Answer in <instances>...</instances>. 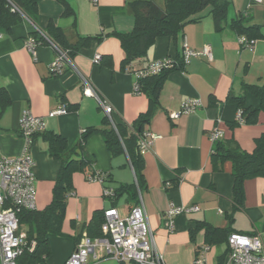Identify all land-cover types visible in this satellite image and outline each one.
I'll return each instance as SVG.
<instances>
[{
	"label": "crops",
	"instance_id": "crops-1",
	"mask_svg": "<svg viewBox=\"0 0 264 264\" xmlns=\"http://www.w3.org/2000/svg\"><path fill=\"white\" fill-rule=\"evenodd\" d=\"M133 0H39L34 18L39 29L49 32L58 28L69 44L81 37L92 38L89 46L81 48L67 64L61 76L54 77L50 65L56 51L44 43L36 57L25 47L33 37V26L20 21L8 30L0 26V85L5 87L11 104L0 113V159L16 158L27 149L20 131V119L30 110L45 122V131L36 136L30 153L35 161L37 211L52 201L53 188L61 163L49 153L48 135L67 139L70 148L79 143L82 133L101 128L106 117L100 102L84 93L82 79L91 82L102 102L113 108L112 119L117 124H131L150 107L149 97L134 91L135 72L151 63L171 59L182 61L184 45L196 51L209 46L212 60L194 57L190 63L172 70L164 83L160 104L146 130L161 136L144 154L143 205L153 231L156 251L166 264H196L203 247L206 264H223L228 243H209L208 227L245 235L260 234L264 243V177L244 182V201L236 207L234 197V165L230 160L218 165L212 162L214 130L223 133L222 142L235 141L241 149L253 152L256 139L264 133V112L257 123L238 125V105L230 98H245L247 106L258 108L260 100L245 88L264 85V38L257 39L253 49L243 48L238 35L227 27L218 32L211 17L200 23L188 24L176 37H159L145 58L124 69L125 58L119 35L135 27V18L128 8ZM229 21L241 13L250 24L259 25L264 35V0H231ZM71 15H65V5ZM164 4L163 3L161 5ZM102 57L95 63V57ZM200 99L202 107L190 115L171 120L169 115L179 111L187 99ZM67 112L51 116L59 107ZM85 154L95 163L85 172L72 177L66 198L64 219L59 234L47 235L51 254L46 264H64L85 237L100 234L96 216L115 208L126 218L139 202L136 190L118 191L136 184L135 172L125 153L113 155L100 133L91 134L85 143ZM80 159V157L78 158ZM106 175L103 183L91 182L87 175ZM105 188L116 195L105 198ZM192 207L198 211L169 218L171 205ZM30 225L21 227L27 233ZM230 234V235H231ZM98 259L90 257L89 264H121L107 258L102 249Z\"/></svg>",
	"mask_w": 264,
	"mask_h": 264
},
{
	"label": "trees",
	"instance_id": "trees-1",
	"mask_svg": "<svg viewBox=\"0 0 264 264\" xmlns=\"http://www.w3.org/2000/svg\"><path fill=\"white\" fill-rule=\"evenodd\" d=\"M254 1V0H253ZM39 0H0V26L11 29L12 25L20 21H26L21 13L35 24L34 18L37 14ZM65 5V15H71L70 9ZM232 6L231 0H164L161 5L155 0H133L128 3L132 15L135 18V27L132 32L119 35L121 46L125 53L122 62L123 68L128 69L132 63L147 56L149 49L159 37L176 38L180 36L188 24L200 23L205 18L211 17L215 29L218 32L229 27L238 37L246 36L250 40L264 38L259 25L250 24L248 17L241 13L229 21V10ZM36 25V24H35ZM37 26V25H36ZM47 37L61 50L73 56L81 48L89 46L92 38H79L74 44L67 42L66 35L58 28H51L49 32L43 31ZM33 37H38V32H33ZM43 44L45 41L40 40ZM184 66L181 61L178 66L165 69L160 74L142 78L139 83L141 93L146 94L150 100L149 110L141 114L131 124H117L105 117L101 128H92L82 133L81 139L75 148H70L67 139L60 135H48L50 156L60 161L61 166L57 180L53 188L51 203L42 211L24 210L19 214L20 226L30 225L27 230L29 242L36 241L37 246L33 253L26 251L18 260V264H46L51 250L47 235L49 233L59 234L61 223L64 219L66 209V198L71 190L72 177L76 172L90 170L95 161L85 154V143L93 133H100L105 139L107 148L113 155L125 153L135 172L136 184L121 188V191L135 189L141 192L144 187V161L138 148V140L151 122L153 115L161 106L160 97L168 74L175 69ZM261 102L258 108L246 105L245 98H230L242 111L244 124L258 122L259 114L264 112V85L249 86L245 88ZM11 104L8 91L0 85V113ZM236 123L240 125L237 120ZM80 157V159H78ZM212 162L218 165L230 160L234 165V203L240 207L244 201V182L256 177H264V133L256 139L253 152H246L235 142H222V139L214 143ZM99 229L103 220L102 216H96ZM231 234V233H230ZM227 233L224 230L208 227L206 238L209 243L226 240ZM101 236L100 234L96 237ZM228 252V250H227ZM227 256V255H226Z\"/></svg>",
	"mask_w": 264,
	"mask_h": 264
},
{
	"label": "built area",
	"instance_id": "built-area-1",
	"mask_svg": "<svg viewBox=\"0 0 264 264\" xmlns=\"http://www.w3.org/2000/svg\"><path fill=\"white\" fill-rule=\"evenodd\" d=\"M97 4L99 0H86ZM260 3L262 0H254ZM22 17L38 32V37H29L25 47L36 57L37 49L43 43H48L55 51L56 58L50 65L51 75L61 76L67 64L72 63L68 52L57 47L47 35L34 23L25 17L17 8ZM238 41L243 48L253 49L256 40H250L246 36H239ZM206 56L212 60V52L209 46L202 51H196L187 44L184 45L182 62L183 65L190 63L194 57ZM102 57L97 55L95 63H101ZM178 66L176 61L164 59L151 63L146 69L135 72L134 91L141 94L139 81L142 78L155 76L165 69ZM84 93L87 97L96 98L104 109L106 117L112 119L113 108L102 102L99 94L90 81L83 78ZM202 107L200 99H187L181 105L179 111L170 113L171 120H178L183 115H190ZM67 112L65 106L59 107L51 113V116L62 115ZM237 122L244 124L242 111L238 110ZM20 131L27 141V149L16 158L0 159V262L1 264H18L19 258L26 252L33 253L36 249V241L29 242L27 233L21 229L19 214L24 211L37 210L36 199V178L35 161L30 153V145L33 139L45 131V122L42 118L35 116L30 110L23 112L20 119ZM161 136L145 130L138 140V148L141 154L149 151L155 140ZM211 141L216 143L223 139L220 130H214L210 135ZM91 182L103 183L106 175L99 172H92L87 175ZM116 192L112 188H105L103 196L112 198ZM197 206L185 207L171 205L168 209V216L174 219L177 216L198 211ZM102 249L107 258L113 259L121 264H166L163 257L155 249L153 231L143 205L141 192L139 191V202L135 205L126 218L120 217L118 210L110 208L103 213L101 223V236H85L71 256L64 264H89L90 257L98 259L97 250ZM210 247H203L196 259V264H206L205 254ZM223 264H264V243L260 234L245 235L232 233L228 238V252Z\"/></svg>",
	"mask_w": 264,
	"mask_h": 264
},
{
	"label": "rangeland",
	"instance_id": "rangeland-1",
	"mask_svg": "<svg viewBox=\"0 0 264 264\" xmlns=\"http://www.w3.org/2000/svg\"><path fill=\"white\" fill-rule=\"evenodd\" d=\"M157 3H159V4H162L163 3V0H155ZM0 264H1V262H0Z\"/></svg>",
	"mask_w": 264,
	"mask_h": 264
}]
</instances>
